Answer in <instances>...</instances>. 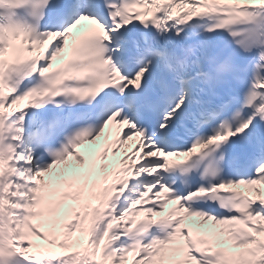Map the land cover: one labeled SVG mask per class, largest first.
Instances as JSON below:
<instances>
[{"label": "snow or ice", "instance_id": "snow-or-ice-1", "mask_svg": "<svg viewBox=\"0 0 264 264\" xmlns=\"http://www.w3.org/2000/svg\"><path fill=\"white\" fill-rule=\"evenodd\" d=\"M0 264H264V0H0Z\"/></svg>", "mask_w": 264, "mask_h": 264}]
</instances>
